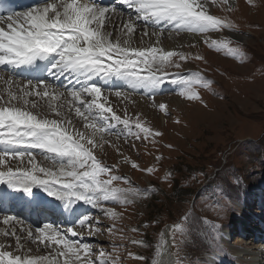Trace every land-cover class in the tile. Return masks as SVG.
<instances>
[{
    "label": "rangeland",
    "instance_id": "1",
    "mask_svg": "<svg viewBox=\"0 0 264 264\" xmlns=\"http://www.w3.org/2000/svg\"><path fill=\"white\" fill-rule=\"evenodd\" d=\"M230 5L220 0L211 4L209 14L230 21L235 28L206 35L189 33L195 38L190 43L195 47L185 44L181 50L189 59L185 62L174 57V61L181 63V68L169 67L167 78L154 93L144 89L133 91L124 81L121 86H102V98L106 96L113 100V104H106L115 114L122 120L131 117L133 134H125L124 125L119 124L113 132L120 135L106 133L107 143L99 142L97 137L102 147L98 146L94 152L103 164L116 166L112 174L127 177L130 181V184L123 180L114 181V186L135 187L141 190V195L132 198L133 202L127 205L104 202V209L111 208L118 213L115 219L100 208L78 203L91 208V212L84 215H90L93 223L99 221V231L79 229L83 242L91 246V260L98 261L103 252L108 264H146L148 261L156 264L162 255L170 256L171 264H213L214 257L220 255L218 252L227 254L230 249L221 231L239 216L237 200L246 199L254 206L252 187L264 182V0H235ZM142 26L135 31V37L143 35ZM166 32L162 36L163 44H166ZM173 37L182 38L180 35ZM205 39L209 43H204ZM214 40H230L229 47L238 48L240 55L231 54L228 49L218 51L210 47ZM196 56L202 59H195ZM186 64L191 69L185 70ZM176 73L183 76L199 73L212 83L209 87L202 83L192 85L199 98L189 99L187 86L172 82L178 79ZM44 80L52 84L51 78ZM64 80L52 84L65 91L62 111L75 128L90 134L74 110L68 111L66 102L70 96L62 87L78 88L80 85L71 76ZM116 91H120L121 96H116ZM29 98L37 103L39 100L41 105L49 100L34 95ZM161 103L166 105L164 110L159 108ZM51 115L49 113L50 118L60 119ZM106 115L111 116V113ZM137 120L150 130L147 135L135 127ZM111 123L115 124V121ZM135 133H139V139ZM32 151L42 166H51V162L42 161L41 150ZM24 159V164L19 165L10 157L8 167H30L28 158ZM133 163L138 168H133ZM0 165V171H5L4 163ZM149 168L153 171L148 172ZM101 178L107 179V176ZM34 190L37 195L55 199L39 186ZM144 190H147L146 195ZM7 191L13 195L23 193L9 187ZM1 220L0 232H4ZM18 222L22 219H15V225ZM177 223L185 231H177L173 239L172 232ZM68 227L70 225H64L60 230ZM110 228L112 232H109ZM24 233H20L26 238L21 240L22 250L16 248L15 237L0 233L2 239L10 242L8 246L11 248L6 247V251L29 257L55 255V245L45 247L32 243ZM252 238L249 235L240 239L239 236L235 239L240 241L234 244L247 241L245 246L248 247ZM153 245L156 249L150 260ZM163 248H166L165 253ZM63 259L59 258L61 264Z\"/></svg>",
    "mask_w": 264,
    "mask_h": 264
},
{
    "label": "snow or ice",
    "instance_id": "2",
    "mask_svg": "<svg viewBox=\"0 0 264 264\" xmlns=\"http://www.w3.org/2000/svg\"><path fill=\"white\" fill-rule=\"evenodd\" d=\"M122 2L135 9L138 14L136 20H143L146 24L150 22L153 26L163 23L171 26V30L177 34L185 31L206 35L235 28L230 21L209 14V4L220 0ZM222 2L231 7L229 0ZM108 12L109 9L94 0H85L83 3L80 0H45L42 6L28 11L12 12L6 17L0 15V66L36 70L42 62H47L44 70L50 75L54 72L70 75L80 86H62L72 98L67 102L68 111L74 110L75 115L85 122L84 128L91 130L89 134L75 128L72 120L62 111L65 105L53 103L65 96V91L40 78H26L27 83L22 87L17 82L18 91H8L7 99L0 96V145L3 146L0 147V164L4 163L6 157L23 164L27 157L30 167H8L7 171H0V185H7L26 194H31L33 188L39 186L49 196L63 202L66 208L83 202L93 208H100L115 219L118 213L111 208L104 209V202L127 205L133 202L132 198L141 195V190L114 186V181L123 180L129 184L130 181L127 177L112 174L116 166L103 164L97 159L94 149L108 142L105 140L106 133L119 136V133L113 132L119 124L124 125L125 134H133L131 117L122 120L116 115L112 107L106 104V96L103 97L104 102H101L103 87L94 83V80L121 79L133 91L144 89L154 93L167 78L166 70L169 67L181 68V63L173 58L178 57L179 61L186 62L189 57L182 51H168L157 46H132L131 38L135 34L136 24L131 17L121 28L120 34L112 39L113 33L105 31ZM164 31L165 28L161 27L158 32L150 34L145 29L143 36H156L159 44L160 35ZM204 43L209 41L205 39ZM230 43V40H214L209 46L218 51L228 49L229 53L240 55L238 48L229 47ZM189 47L195 45L190 44ZM195 59L202 57L196 56ZM175 75L178 79L172 82L186 85L189 99L199 98L192 85L202 83L204 87H209L212 83L199 73H192L191 76ZM0 79L3 77L0 76ZM5 83L11 85L13 81L9 79ZM41 88L43 91H40ZM33 95L40 99L49 98L46 108L28 99ZM115 95L119 97L121 92L116 91ZM159 108L164 110L166 105L161 103ZM49 113L60 119L50 118ZM106 113H111V116ZM112 120L115 124L111 123ZM135 127L145 135L150 131L139 120L135 121ZM134 135L140 138L139 133ZM97 137L102 143H98ZM33 149L41 150L42 161L51 162V166H42L37 162ZM132 167L138 168V165L133 163ZM147 171L152 172L153 169ZM102 175H106L107 179H102ZM143 194L146 195L147 190ZM15 219L5 216L3 223L8 224ZM98 225L99 221L93 223L90 215H83L63 231L51 223H45L43 227L36 228L38 235L28 231L27 239L32 243L44 244L45 247L55 245V255L29 257L0 250V264H61L56 257H63V264H108L103 252L98 261L90 259L91 246L83 242L79 231L84 228L90 232L99 231ZM112 231L110 228L109 232ZM177 231L183 232L185 229L177 223L172 232L173 239ZM4 235L15 237L17 249L24 248L22 237L17 236L15 231ZM5 247L0 244V249ZM81 252L84 253L83 257Z\"/></svg>",
    "mask_w": 264,
    "mask_h": 264
},
{
    "label": "bare ground",
    "instance_id": "3",
    "mask_svg": "<svg viewBox=\"0 0 264 264\" xmlns=\"http://www.w3.org/2000/svg\"><path fill=\"white\" fill-rule=\"evenodd\" d=\"M233 1H235V0H229V3L232 4ZM48 2H52V0H49ZM80 2L83 3V2H85V0H80ZM94 2L97 3V4H99L102 7H105L107 9H109V12L106 13V16H108L109 19H108V21L106 23L105 31H108V32H112L113 33L112 39H114L116 35H119L120 34L121 28L128 21V18L131 17L132 20L135 21L136 31H137V28H139V25H143L142 28H141L142 31H145V29H146L150 34L153 31H157L158 32V29L161 28V27L165 28V30L167 31V32L165 31L167 33V34H165V35H167V37H166V44L165 43L164 44L162 43V36H164V33L165 32H163V34L160 35L159 44H157V42H156V36H153V35L143 36L142 34L141 35L139 34L140 36L135 37V34H134L132 36V38H131L132 46H134V47H147V46H150L151 45V46L161 47L164 50H168V51H181L182 48H184L183 46L185 44H190L191 42H194L195 41V38L193 36H191L189 33L185 32V31H181L179 34H177L176 32H173L171 30V26H165L163 23L161 25H159V26H153L150 22H148L146 24V22L143 21V20H136V16L138 14L136 13L135 9L129 8L127 5L124 7V6H121L119 4V5H112V7H111L110 4L109 5L103 4L102 3V0H94ZM211 4L212 3H210L209 6H208V11H210L211 8H212ZM42 5L43 4H41L39 6H42ZM36 7H38V6H36ZM33 8H35V7H33ZM28 10H26V11H28ZM111 23L113 24L112 26H111ZM168 31H170V32H168ZM173 35H180L182 38L181 39H174ZM46 63L47 62H42L41 65H40V68L37 69V71H35V72H32L31 70H29L27 72L22 73L23 79H18V78H15L14 77V75H15L14 71L13 70H12V72L10 71V69L13 68V67H10L9 66L10 67L9 70H3V68L1 69V67H0V76L3 77V79H0V96H3L5 99H7L8 98L7 97L8 91H14V92L15 91H18V84L21 87L23 85H25L27 83V79L26 78H28V79L36 78L35 75L37 74L39 76L38 78L41 79L42 77L40 75V72L42 71V69L44 68V66H45ZM21 69H29V68L28 67H21ZM186 69H191V67L188 64H186L185 65V70ZM56 76H59V74L57 73ZM9 79H11L13 81V83L11 85L5 83V81H7ZM108 81H110L111 83H115V82H118V83L122 82L123 83V80H121V79H119V80H108ZM17 82H18V84H17ZM54 82H52V84H54ZM40 90H43V89H40ZM123 97L125 98V96H123ZM65 98H67V97H65ZM28 99L30 101L33 100V99L31 100L29 97H28ZM47 99H49V98H47ZM64 100H65L64 97L63 98L61 97L58 101H53V102H55L57 104H63ZM70 100H71V97H70ZM48 102H49V100H48ZM109 102L112 103L113 100L112 99H107V103H109ZM38 104L41 105L39 103V100H38ZM45 105H47V104H45ZM45 105L42 104L41 106L42 107H45ZM21 106H23V105L21 104ZM35 110L37 111V109H32V111H34V112H35ZM86 130L87 131H91L90 129H86ZM9 158L10 157L4 158V166L6 168L5 171H7V168H8ZM12 160L14 161V163L17 162L19 165H23L24 164V163L21 164L19 160H16V159H13V158H12ZM24 162H25V159H24ZM36 192L37 191L34 190L33 191V194H35V196H38L39 194L37 195ZM24 194H26V193H22V195H24ZM26 195H29V194H26ZM2 197L4 199L6 198L5 195L2 196ZM44 198H46L47 200H49L51 202H55L58 205L60 204V201L57 200V199H52V198H48V197H44ZM249 205L251 207L253 206L251 203H249ZM35 206H37V203L35 204ZM254 209H255V212L256 213H260L261 212L260 208H258V207H255ZM1 210H3V208ZM31 211H33V210H31ZM2 213H3V211L0 212V215L1 216H3L4 214H6V216H11V215L8 214V212L7 213H3V214ZM262 214H264V212ZM246 216L249 217V215H246ZM0 218L2 219V220L1 219L0 220L3 221L4 218H5V215H4V217H0ZM14 221L15 220L10 221V223H8V224L3 223L2 227L4 229H6V230H9L7 232L15 231V233H16L17 236H21V234H20L21 232H23V233L25 232L24 234L27 235L28 231H32L33 234L35 233L36 235H38L36 233V230L33 231L34 227L35 228L43 227V224L41 222L38 223V224L37 223L36 224H31V223L25 224L22 221V222H18L15 225ZM237 222H238L239 225L240 224L241 225L242 224L244 225L245 223H247L246 219L243 218L242 216H241V218H238L237 219ZM41 224H42V226H41ZM74 224H70V225L72 226ZM37 225H39V226L37 227ZM3 228H1V230H3L4 232H0V233H2L3 236H5L4 233H6V232H5V230ZM18 229L21 230V232H19ZM262 232L263 231L258 232L257 236H255V238H252L251 239V241L249 242L248 247L245 246L246 245L245 243H247V241H245V242H239L238 245L229 243L230 246L229 245L228 246H229L230 249H229V251H227L228 252L227 255L230 256L234 260H241V261H243L241 264H264V238H262L261 237L262 235H260V233H262ZM248 234H249V232L246 233V236L243 237V238L249 237V236H247ZM263 234H264V232H263ZM24 238L25 237H22V239H24ZM237 241H240V240H237ZM224 242H226L225 237H224ZM0 244H3V245H5L8 248L11 246V245L8 246L10 244V242L8 243L7 240L2 239L1 237H0ZM6 247L4 249H0V250H7ZM14 250H16V249L14 248ZM165 250H166V248H163V250H162L163 253H165ZM14 252H16V251H14ZM18 255H20V254H18ZM169 257L166 256V255H162L161 259L156 264H171L173 261ZM59 258L60 257H56V259H59ZM212 261H214V259Z\"/></svg>",
    "mask_w": 264,
    "mask_h": 264
},
{
    "label": "trees",
    "instance_id": "4",
    "mask_svg": "<svg viewBox=\"0 0 264 264\" xmlns=\"http://www.w3.org/2000/svg\"><path fill=\"white\" fill-rule=\"evenodd\" d=\"M146 240H147V238L145 237V239H144V241H145V243H146ZM153 248H152V251H151V254H150V257H149V259L151 260V258L154 256V251H155V249H156V246L154 247V245L152 246ZM157 260V259H156ZM155 260V261H156ZM154 261V262H155ZM150 264L151 262L150 261H148L146 264Z\"/></svg>",
    "mask_w": 264,
    "mask_h": 264
}]
</instances>
